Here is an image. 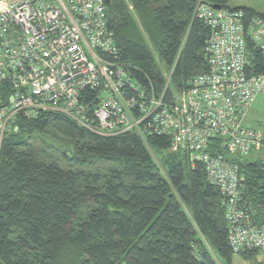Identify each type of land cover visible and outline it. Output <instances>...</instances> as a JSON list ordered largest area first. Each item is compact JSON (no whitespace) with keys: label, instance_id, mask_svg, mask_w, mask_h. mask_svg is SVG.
<instances>
[{"label":"trees","instance_id":"16d2710c","mask_svg":"<svg viewBox=\"0 0 264 264\" xmlns=\"http://www.w3.org/2000/svg\"><path fill=\"white\" fill-rule=\"evenodd\" d=\"M203 1L264 19L229 0ZM196 2L104 0L119 59L141 86L159 90L171 69L181 90L208 71L210 29L194 15ZM246 45V74L263 72L264 53ZM221 143L212 139L207 151L239 166L243 201L252 221L264 222V158L230 155ZM233 255L223 195L168 137L102 136L60 113L18 115L4 134L0 264H233ZM238 255L264 264L257 252Z\"/></svg>","mask_w":264,"mask_h":264},{"label":"built area","instance_id":"2783aa9c","mask_svg":"<svg viewBox=\"0 0 264 264\" xmlns=\"http://www.w3.org/2000/svg\"><path fill=\"white\" fill-rule=\"evenodd\" d=\"M194 15L210 29L208 71L174 90L167 69L156 90L141 86L120 61L104 0H0V145L18 115L44 113L102 136L168 137L192 165H203L223 195L232 252L254 251L264 262V222L254 223L243 201L239 166L207 151L221 138L230 155H264V129L244 123L255 97L264 95V65L259 74L245 71L248 40L264 53V19L203 0Z\"/></svg>","mask_w":264,"mask_h":264},{"label":"rangeland","instance_id":"374dc122","mask_svg":"<svg viewBox=\"0 0 264 264\" xmlns=\"http://www.w3.org/2000/svg\"><path fill=\"white\" fill-rule=\"evenodd\" d=\"M228 7L234 8V7H250L254 9L257 13H263L264 12V0H229L227 3ZM153 53L156 56L155 51L153 50ZM162 68V67H161ZM163 70V69H162ZM162 72V71H161ZM165 72V70H164ZM251 111L249 112L247 116V122L246 124L253 128H263L264 129V95H257L252 102V108L250 107ZM172 150V149H171ZM264 158L263 154H249L247 156L248 160L252 161L256 157ZM256 261L262 263L263 258L261 255H257ZM232 263L233 264H251L250 262H247L243 260L239 255L234 254L232 257Z\"/></svg>","mask_w":264,"mask_h":264},{"label":"crops","instance_id":"0c3cea01","mask_svg":"<svg viewBox=\"0 0 264 264\" xmlns=\"http://www.w3.org/2000/svg\"><path fill=\"white\" fill-rule=\"evenodd\" d=\"M251 108H252V107H251ZM250 111H251V109H249V110H248V113L246 114L245 121H244L245 124H246V122H247V116H248V114H249ZM261 129H263V128H261Z\"/></svg>","mask_w":264,"mask_h":264},{"label":"water","instance_id":"95a60500","mask_svg":"<svg viewBox=\"0 0 264 264\" xmlns=\"http://www.w3.org/2000/svg\"><path fill=\"white\" fill-rule=\"evenodd\" d=\"M214 9H219L220 8V6H217V5H214V6H212Z\"/></svg>","mask_w":264,"mask_h":264},{"label":"bare ground","instance_id":"6f19581e","mask_svg":"<svg viewBox=\"0 0 264 264\" xmlns=\"http://www.w3.org/2000/svg\"><path fill=\"white\" fill-rule=\"evenodd\" d=\"M111 32H112V30H111ZM112 36H113V32H112ZM179 90V89H178Z\"/></svg>","mask_w":264,"mask_h":264}]
</instances>
